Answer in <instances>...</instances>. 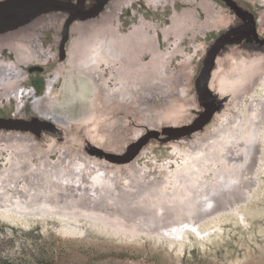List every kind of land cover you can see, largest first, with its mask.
Here are the masks:
<instances>
[{
	"label": "rangeland",
	"instance_id": "rangeland-1",
	"mask_svg": "<svg viewBox=\"0 0 264 264\" xmlns=\"http://www.w3.org/2000/svg\"><path fill=\"white\" fill-rule=\"evenodd\" d=\"M112 1L106 0L105 9L93 17L77 12L79 29H95L102 42L114 35L127 38L132 47L153 45L157 58L134 61L131 54L125 66L117 65V80L100 68L101 76L88 79L93 89L80 83L83 96L97 94L90 118L74 101L53 111L68 124L32 111L46 92L64 101L60 83L48 77L54 65L18 68L16 74L25 83L16 96L0 101V121L9 125L0 127V170L8 158L21 162L24 157L28 163L18 166L19 171H46L32 178L38 189L46 178L52 182L62 172L91 181L59 195L70 204L85 200L70 207L41 189L33 194L37 202L29 201L21 172L15 180L6 172L2 195L11 197L10 205L0 204V264H264V5L257 0H230L228 5L227 0H206L212 9L205 18L197 0L189 5L184 0ZM80 6L89 14L96 4L89 0ZM60 14L41 12L26 24L40 35L41 42L34 37L29 41L38 51L63 52L70 38L67 26L55 35V26L62 25L56 21ZM163 29L171 32L166 41ZM17 106L20 114L13 118ZM78 122L82 124L76 127ZM230 127V142L204 153L208 140L216 144L217 134L225 137ZM20 152L22 159L16 155ZM193 164L199 165L196 177L187 175ZM57 177L64 186L65 177ZM75 177H70L72 184ZM88 187L106 189L102 196L117 199L118 205L87 204L103 198ZM123 194L135 203L144 194V202L136 209L120 200ZM42 198L53 201L54 209L38 207L45 205ZM172 208L181 216L171 218ZM145 215L153 218L146 220Z\"/></svg>",
	"mask_w": 264,
	"mask_h": 264
},
{
	"label": "bare ground",
	"instance_id": "bare-ground-1",
	"mask_svg": "<svg viewBox=\"0 0 264 264\" xmlns=\"http://www.w3.org/2000/svg\"><path fill=\"white\" fill-rule=\"evenodd\" d=\"M0 1H3V0H0ZM87 1H89V0H67L66 3H65V5L67 6V8L70 9V11H61V10H54V9L49 10V11H60L61 12V14L57 17L59 19L56 18V21H57L58 25H59V23L62 24V25H59L58 27L55 26L56 27V29L54 30L55 31V35H59V34L63 33L62 30L64 28H61V27L62 26H67V36L70 39L68 38L69 41L67 40V42L64 44L65 46H63V48H64L65 51L64 50H61V51H63V52H61V54L60 53L58 54V52H57V54L54 53V55H48V53H44L42 51H38L36 49V47L32 46L31 42H29V41H31V39H30L31 37H34L35 39H38L41 42L40 35L37 34V31L36 30H34V29H27L26 28V24H28L30 20H34V19L36 20V18L38 17V15L41 12L38 13L37 15H35L34 17H32L31 19H29L28 21H26L24 24L19 25V26L15 27V28H12L10 30H7V31H5L3 33H0V101L2 99L7 98V96H11L12 93L14 94V92L17 93L18 86L20 84L25 83V81L23 82V79H21L22 77L21 78H18V76L16 74V72L19 71L18 68H23L24 69V68H27L28 66H30L32 64H40V65H45V66L46 65L47 66L54 65L55 68L51 69V72L48 74V77L53 76L52 79L56 80L55 84L60 83V95L61 94L64 95V101L62 100L63 102H61V101H59L61 98L57 97L55 94H50V93L46 92L43 96H40L41 98L39 97V104L35 105L37 102L36 103L34 102L35 104H34V108L32 107V111H37L39 113H42V115L45 116V117L47 116V117H51L53 119H59L62 122L68 124V123H70V121L68 122L67 120H64V119H61V118L55 116L53 114V111H55L56 108L58 109L63 104L67 103V101H70V102L71 101H74V102H76L77 107L80 108L81 113L82 112L85 113V114L90 113V116L88 117V118H90L92 116L93 112H94V109L93 108L95 106V103H94L95 101L94 102L92 101V97H94V95L96 94L95 93L96 91L95 92L93 91L95 94H93L92 97H91V99H89V98H87V96H83L82 94H80L81 93V90L83 89L82 87H79L80 83L81 84L82 83H85V85H87V86H89V87L92 88V85H89V83H88L89 82L88 79L90 80L91 76L99 77L98 75H100V72L98 74V70L100 68H102V71L106 75H108V78L111 77V80H113V79L117 80V77H115V75H114L115 72H116L115 70L118 69L117 68V65L119 63H121L122 65L125 66L127 64V58L130 57L131 54H133V56L136 57L134 59V61L136 59H138V58L139 59L146 58L148 55H149V59H148L149 61H152L153 59L157 58L156 49L154 48L153 45L136 47L138 45L133 44V47H132V45L130 44V42L128 41L127 38L115 37L114 35H113V37H111V36H108L107 38L105 37L107 39V41L106 42H102V38H101V35L99 34V32L96 31L95 29L94 30L96 31V33L92 32L94 30H91L90 32H88L91 28L89 26L85 27V24L88 25V23H85L84 21H83V23H85L84 24V27L85 28H90V29H86V30H88V31H86V30H83L84 28H81V26H80L81 29H79V22L80 21H79V18L77 17V12L78 13H81V14H85V11L83 10L84 8H83V6H80V4L85 5V3ZM110 1H112V0H109V3H111ZM184 1H186L188 3L187 5H189L190 3H193V2H191V0H184ZM112 3H113V1H112ZM257 3L259 5H261V6H263L264 5V0H257ZM193 4H195V1H194ZM196 4H197V7L201 10V12L204 14L205 18H208V17H206L208 15L206 13H208L212 9V6L210 5V3L208 1H206V0H197ZM45 12L46 11H44L42 13H45ZM172 17H174V15ZM53 19H55V18H53ZM47 20H48V18H47ZM87 22H88V20H87ZM80 23H82V22H80ZM171 24L173 25V24H176V23H171ZM81 25H83V24H81ZM172 25H170L169 27H171ZM175 26H176V28L178 27L177 25H175ZM262 30H263V26L260 27V31H261L260 34H262ZM168 31H167V29H166V31L164 29H163V31L161 30L162 40L163 41H166V39H168L169 33H171V32H168ZM207 33L208 32H206V34ZM130 34H127V37L128 36H132ZM171 36H173V35L171 34ZM176 36L178 37V34H176ZM59 40H60V36H58V38L55 37L52 44L55 45L56 42H59ZM24 45L28 46V48H27L28 51L26 50V48L24 47ZM243 47L244 46H238L236 49H238L239 52H241V53L244 54V53H246L245 52L246 50L245 49L243 50ZM4 52H5V54H4ZM25 54L28 57L25 56ZM11 55H13L12 56L13 59L11 58ZM24 56L27 57V58L24 59ZM10 58H11V60H10ZM220 60H221V55L218 57V62ZM236 72L238 73V71H236ZM214 75L216 76V73H214ZM233 75L236 78L237 74L235 72H233ZM222 78L223 77H221V79ZM93 82H95V81L93 80ZM93 85H94V83H93ZM83 87H84V85H83ZM213 87H215V86L213 85ZM216 90H217V88H216ZM238 98L240 99V96H238ZM93 99H95V98H93ZM241 99H242V97H241ZM235 100L237 101V99H235ZM59 102H61V103H59ZM18 103H20V102H18ZM78 105H80V106H78ZM57 109H56V111H57ZM20 110L21 109L19 107L15 110V112L13 114L14 115L13 118H18L19 117L18 114H20L19 113ZM231 110L232 111H235V110H233V108ZM231 110H230V112H231ZM32 114H34V113H32ZM241 120H242V118H241ZM79 123L82 124V122H78V124H74V125L77 127V126H79ZM239 123H240V119H239ZM227 124H228V122H227ZM244 124H245V122H244ZM0 127H6L7 128V127H9V125L7 124L6 121L5 122L4 121H0ZM231 128H233V127H230L229 128L230 131L228 133L225 132L226 134H228L225 137H221V135L217 134V136H216V144H213V143L210 144L212 141L209 142V140H208V143H207L208 145L206 144L207 146L204 149V153H211L213 149L215 150L216 148H218V145H220V143H223V142L229 143L230 140H231V138H232V136L234 135L232 133ZM234 128H236V127H234ZM221 131H224V130H221ZM0 132H3V131L0 129ZM9 136H11V135H9ZM220 138H221V140H220ZM56 152L51 153L50 156L55 155ZM213 153H214V151H213ZM16 155L21 156V159H22L21 152H20V154L17 153ZM200 157H201V155L199 156V158ZM224 157H226V155ZM213 158H215V157H213ZM16 159L14 157L8 158L7 159L8 161L6 163V167L0 170V204L2 203V205H5V206L10 205L8 203H9V199H10L11 196L8 197L7 194L6 195H2V193L4 191H6V188H7V187L5 188L4 186H2L4 184V182H5V181H3V179H5V178H2V176L7 175L5 173L6 172L8 173L9 171H10L9 172V175H11V177L13 178V180H15L16 178L18 179L19 178L18 177L19 176L18 173L21 172L20 173V177L21 178H19V179H22L24 181V184H25L24 192H25V196L28 197V199H30L29 201H31V198L33 199V201H35L36 197L35 196L33 197V194L35 193V191L37 193L38 190L41 189L43 192H47V194H48V191L51 192V194L49 196V199H53V200L55 199V200H58V201H60L62 203L65 202L64 205L65 204L67 206L70 205V207L73 204L81 203L82 201L85 202L84 199H82V200L81 199L80 200L78 199V200H76V202H72V204H70L67 199L65 201L64 200L62 201V198L59 195L64 194V191L65 190L67 192L72 191V189H71L72 187L71 186H73V185H77L81 189L82 187H85V186H83V184H85V185L86 184H90L91 181L88 180L89 177L88 178H84V177L81 178V176L79 175V173H75V175H74V173L72 171L69 172V174H63V172L60 173V174H56L55 171H54V174H56V176H54L55 178L52 180V182H51V179L50 178H46L45 179L46 180L45 181V184L42 185V187H41V185H39L41 188L38 189L34 185L35 182L33 180H36V178H35L36 177V174L37 175H42V173L43 172H46V171L45 170L43 171L41 169L42 172H37V169H36L34 171L27 172V169L26 168H24V170H22V171H19L18 170V166H21L22 169H23L24 163L27 162V161H26V159H24V157L22 159L24 161H21V162H20L19 157H16ZM58 159H60V158H58ZM198 159H197V157H196V159L194 158V160H198ZM38 161L41 162V163H43L40 157H39V160ZM60 162H61V160H60ZM8 165H9V167H8ZM68 166H69V169L72 168V167H70L71 166L70 164ZM195 166H199V165L198 164H193V166L189 167L187 175H194L193 177H196V175L199 172V170H197V168H195ZM95 169H97V168H95ZM47 172H50V171H47ZM57 175L59 176V179L61 178V175H62V178L63 179L65 177V179H66L65 181L66 182H65V185L64 186H61L62 184H58L60 182L57 180L58 179ZM63 175H65V176H63ZM70 175L72 176V178L75 177V176H77V177H75V179H77V180H75V183L74 184H72L73 182H71L72 180L70 178L71 177ZM67 176H70V177H67ZM85 177H87V176H85ZM8 178H9V176H8ZM32 178H33V180H32ZM38 181H40V180H38ZM13 183H14V181H13ZM51 183L54 184L52 187H51V185H49ZM89 187H88V192L91 191V190L93 191V189H94V191L92 193H94L96 196L103 197L102 196V193H105V192L107 193V190L104 189V188L103 189H100V188L98 189V188H94L93 187L92 189H90ZM98 187H100V186H98ZM34 188H36V189H34ZM51 188H54V190L51 189ZM85 189H87V188H84L83 190H85ZM192 191H193V189H192ZM29 193H31V197H30V194ZM188 193H189V191H188ZM80 194H82V193H80ZM117 194H116V196H117ZM126 196L127 195H124L123 194L121 196L120 200L121 201L123 200L124 203L125 202L126 203L129 202V205H134V207L136 209L137 208H140L137 205L138 204H141L142 201L144 202L143 199L145 198L144 197V194H143V196L139 195L138 196V199H136L138 202L135 203V202L132 201V199L130 197H128V196L126 197ZM141 197H142V200L140 199ZM81 198H82V196H81ZM108 199H109L108 196L106 197V199L104 197L103 198L97 197L96 198V202L93 199L94 202L89 201V202H86V203L87 204H92V205L98 206L99 204L97 202L103 203L102 201H104V203H105L104 205H106V204H108V205L115 204L116 202H117V205H118V202L119 201H117V199L113 198L114 199L113 201H112V199L111 200H108ZM42 201L45 202V205L42 204V205H39L38 207H40V208H42V207L43 208H47L49 210H53L54 209L55 206L53 205V203H54L53 201H47V203H46V200H44L43 198H42ZM35 202H37V200ZM144 204H146V203H144ZM218 204H220V203H218ZM13 206H15V208L16 207H19L18 205H13ZM61 207H62V205H61ZM126 207L128 208V204H127ZM112 208H114V207H112ZM176 208H174V209L172 208L171 209L172 211L175 210L174 213L173 212L171 213V211H170L169 216H171V218L176 219L179 216H181L182 213L180 212L179 209H176ZM4 209H6V208H4ZM116 211H118V210H116ZM125 211H126V214L127 213L128 214L131 213L130 209H125ZM68 214L72 215L69 212H68ZM68 214H67V216H68ZM132 214L134 215V213H132ZM139 214L141 215V213H138V215ZM118 215H120V214H118ZM135 215H137V214H135ZM130 216H132V215H130ZM145 216H146V218H145L146 220H150V219L153 218V217H149L148 215H145ZM195 217H198V215L195 216ZM89 218H91V217H89ZM141 218H143V217H141ZM100 219H99L100 223L102 222L103 224H105V222H107V223L109 222V221H106L105 219H102V220H100ZM163 219H164V217H163ZM184 219L185 218H183V220ZM181 220L179 219V221H181ZM103 221H105V222H103ZM151 221H153V220H151ZM190 222L192 224V221H190ZM185 223H186V221H185ZM108 225H109V223H108ZM111 227H112V225H111ZM62 231H64V230H62ZM66 232H68V231H66ZM70 232H72V231H70Z\"/></svg>",
	"mask_w": 264,
	"mask_h": 264
},
{
	"label": "water",
	"instance_id": "water-1",
	"mask_svg": "<svg viewBox=\"0 0 264 264\" xmlns=\"http://www.w3.org/2000/svg\"><path fill=\"white\" fill-rule=\"evenodd\" d=\"M96 6L85 17L95 16L106 0H94ZM230 0H227V5ZM98 4V5H97ZM70 11L62 0H3L0 1V33L24 24L40 12L48 10Z\"/></svg>",
	"mask_w": 264,
	"mask_h": 264
}]
</instances>
